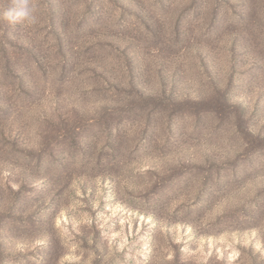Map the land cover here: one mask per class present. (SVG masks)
<instances>
[{"label":"rangeland","instance_id":"rangeland-1","mask_svg":"<svg viewBox=\"0 0 264 264\" xmlns=\"http://www.w3.org/2000/svg\"><path fill=\"white\" fill-rule=\"evenodd\" d=\"M30 3L0 15V264H264V0Z\"/></svg>","mask_w":264,"mask_h":264},{"label":"clouds","instance_id":"clouds-1","mask_svg":"<svg viewBox=\"0 0 264 264\" xmlns=\"http://www.w3.org/2000/svg\"><path fill=\"white\" fill-rule=\"evenodd\" d=\"M35 9L31 5L30 0H9V5L0 15L10 25L18 23H34Z\"/></svg>","mask_w":264,"mask_h":264}]
</instances>
